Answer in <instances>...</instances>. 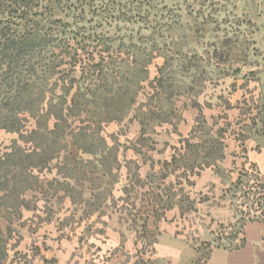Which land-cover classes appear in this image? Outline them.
Listing matches in <instances>:
<instances>
[{
    "label": "rangeland",
    "instance_id": "rangeland-1",
    "mask_svg": "<svg viewBox=\"0 0 264 264\" xmlns=\"http://www.w3.org/2000/svg\"><path fill=\"white\" fill-rule=\"evenodd\" d=\"M264 0H0V264H148L264 218Z\"/></svg>",
    "mask_w": 264,
    "mask_h": 264
},
{
    "label": "crops",
    "instance_id": "crops-1",
    "mask_svg": "<svg viewBox=\"0 0 264 264\" xmlns=\"http://www.w3.org/2000/svg\"><path fill=\"white\" fill-rule=\"evenodd\" d=\"M245 157L264 186V147L250 148ZM240 239L241 243L233 248L212 247L197 263L198 249L171 228L158 235L153 262L148 264H264V218L246 222Z\"/></svg>",
    "mask_w": 264,
    "mask_h": 264
},
{
    "label": "trees",
    "instance_id": "trees-1",
    "mask_svg": "<svg viewBox=\"0 0 264 264\" xmlns=\"http://www.w3.org/2000/svg\"><path fill=\"white\" fill-rule=\"evenodd\" d=\"M264 187V186H263Z\"/></svg>",
    "mask_w": 264,
    "mask_h": 264
}]
</instances>
